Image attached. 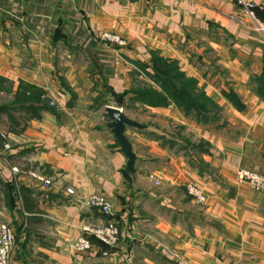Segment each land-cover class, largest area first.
<instances>
[{"label": "crops", "instance_id": "1", "mask_svg": "<svg viewBox=\"0 0 264 264\" xmlns=\"http://www.w3.org/2000/svg\"><path fill=\"white\" fill-rule=\"evenodd\" d=\"M152 53L215 102L207 123L119 100L160 90L145 74ZM1 107L0 224L15 231L14 264H264V193L237 181L240 169L264 173V0H0ZM107 107L148 127L126 131L132 178ZM91 194L110 200L109 215ZM107 221L120 227L115 247L91 238L74 250L84 226Z\"/></svg>", "mask_w": 264, "mask_h": 264}, {"label": "built area", "instance_id": "2", "mask_svg": "<svg viewBox=\"0 0 264 264\" xmlns=\"http://www.w3.org/2000/svg\"><path fill=\"white\" fill-rule=\"evenodd\" d=\"M96 39L111 47H125L126 41L119 35L110 32H101ZM50 107H56L57 103L54 100L49 101ZM3 139H6L5 134L1 135ZM4 151H9L11 146L8 142L4 144ZM69 154L66 153V156ZM14 172H19L18 168H13ZM30 177L34 180L42 183L48 187L52 181L45 178L43 175L36 172H29ZM152 181L156 185H160L158 177H151ZM237 181L240 184H247L255 192H264V173L251 171L248 169H240L237 172ZM67 192L70 195L74 194V190L68 189ZM187 194L199 205H204L207 202V195L205 191L198 185L188 183L186 185ZM86 203L89 207L97 209L104 215H109L111 212L110 200L103 194H91ZM83 231L86 234L80 237L74 244L73 248L76 252L84 253L93 249L91 238L96 239L101 244L113 248L117 245L120 239V227L119 224L114 221H107L97 225H86L83 227ZM16 243L15 231L9 224H0V264H14L12 262V253Z\"/></svg>", "mask_w": 264, "mask_h": 264}, {"label": "trees", "instance_id": "3", "mask_svg": "<svg viewBox=\"0 0 264 264\" xmlns=\"http://www.w3.org/2000/svg\"><path fill=\"white\" fill-rule=\"evenodd\" d=\"M143 69L145 70L146 67ZM152 71V74L146 72L145 74L160 90L153 86H143L125 93L119 97V100L133 93L134 102H140L149 107L175 105L185 115L194 116L204 123L209 121L211 113L218 111L215 102L208 98L204 91L198 89L197 80L189 78L181 71L176 61H169L157 53H152ZM5 110H8V107L0 108V111Z\"/></svg>", "mask_w": 264, "mask_h": 264}, {"label": "water", "instance_id": "4", "mask_svg": "<svg viewBox=\"0 0 264 264\" xmlns=\"http://www.w3.org/2000/svg\"><path fill=\"white\" fill-rule=\"evenodd\" d=\"M106 112L108 118L110 119L109 128L112 130L118 143L122 147V151L128 158L127 168L125 172L129 177L132 178L135 172L136 163L138 159L133 151L132 144L126 136V131L127 128L145 130L148 127L138 123L137 121L131 120L119 108L107 107Z\"/></svg>", "mask_w": 264, "mask_h": 264}, {"label": "rangeland", "instance_id": "5", "mask_svg": "<svg viewBox=\"0 0 264 264\" xmlns=\"http://www.w3.org/2000/svg\"><path fill=\"white\" fill-rule=\"evenodd\" d=\"M260 193V192H259ZM262 193H264V192H262Z\"/></svg>", "mask_w": 264, "mask_h": 264}]
</instances>
